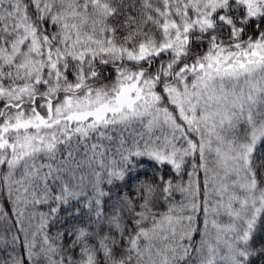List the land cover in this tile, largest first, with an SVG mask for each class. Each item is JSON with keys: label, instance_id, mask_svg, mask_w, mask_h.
<instances>
[{"label": "snow or ice", "instance_id": "1", "mask_svg": "<svg viewBox=\"0 0 264 264\" xmlns=\"http://www.w3.org/2000/svg\"><path fill=\"white\" fill-rule=\"evenodd\" d=\"M0 264H264V0H0Z\"/></svg>", "mask_w": 264, "mask_h": 264}]
</instances>
